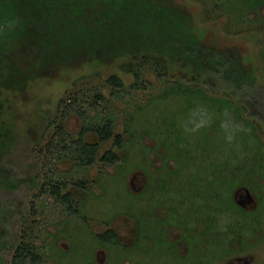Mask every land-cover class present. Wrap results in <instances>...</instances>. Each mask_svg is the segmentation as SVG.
I'll use <instances>...</instances> for the list:
<instances>
[{
    "label": "rangeland",
    "instance_id": "1",
    "mask_svg": "<svg viewBox=\"0 0 264 264\" xmlns=\"http://www.w3.org/2000/svg\"><path fill=\"white\" fill-rule=\"evenodd\" d=\"M176 1L191 9L210 39L248 51L255 47L264 65V33L258 43L253 41L254 30L264 29V0ZM205 2L207 21L200 17ZM5 35L0 12V37ZM115 68V63L83 66L87 78L63 100L61 110L69 114L61 122L76 137L82 118L72 110L80 109L75 95H83L80 89L89 98L102 94L98 101L87 99L84 107L90 115L115 118L116 132L125 140L116 165L97 162L85 168L54 149L61 140L55 125L41 133L52 111L47 107H53L52 116L57 113L71 88L66 80L51 85L53 106L43 95L28 101L27 92L7 106L6 114L14 111V117L1 134L0 264H10L24 242L41 256L26 264H107L121 249L96 237L108 229L128 245L136 239L151 241L135 264H230L232 259L231 264H264V127L255 124L253 131L230 100L217 110L203 95L182 91L179 84L188 85L177 76H159L153 65L142 68L140 86L112 89L101 75ZM33 114L37 128L24 132L25 119ZM87 139L97 136L89 133ZM177 146H184L181 165ZM112 147L113 140L106 141L100 154ZM220 158L229 163L217 168ZM82 179L87 190L77 186ZM57 182L74 193L77 211L51 193L49 186ZM170 240L188 245L190 253H176L175 244L167 245ZM243 248L248 255L241 253ZM239 255L249 260L234 259Z\"/></svg>",
    "mask_w": 264,
    "mask_h": 264
},
{
    "label": "trees",
    "instance_id": "2",
    "mask_svg": "<svg viewBox=\"0 0 264 264\" xmlns=\"http://www.w3.org/2000/svg\"><path fill=\"white\" fill-rule=\"evenodd\" d=\"M0 12L6 29V35L0 37V146L7 121L10 125L14 117V111L6 114L7 106L25 92L28 101L43 95L53 106L51 85H65L61 81L66 80L71 88L61 97L57 113L52 116L53 107H47V112L52 111L44 116L47 122L41 133L55 125L61 140L54 149L58 147L61 155L71 156L85 168L97 162L116 165L121 160L118 150L125 140L122 133L116 132L115 118L110 114L99 116L98 112L90 115L84 107L87 99L96 97L98 101L102 94L89 98L80 89L83 95H75L80 98V109L72 110L82 118L76 137L69 135L61 122L62 116L69 114L61 110L63 100L87 78L82 67L89 63L116 64L115 70L101 75L112 89L140 86L142 68L153 65L159 76H177L188 85L184 89L180 83L182 91L203 95L217 110L230 100L253 131L255 124L264 127V65L255 47L248 51L242 46L215 42L194 22L191 9L176 0H0ZM200 17L210 19L207 3ZM262 33L264 29L254 30L255 43ZM25 120L24 132L37 128L34 114ZM89 133L96 134L97 140H88ZM111 139L114 147L100 154L101 145ZM53 143L50 139L47 145L51 147ZM177 148V163L181 165L184 146ZM216 163L219 168L229 160L220 158ZM63 184L52 183L51 193L77 211L74 193L64 191ZM77 186L87 190L88 183L82 179ZM96 237L105 242L120 240L113 229ZM28 258L36 262L41 256L34 245L24 242L15 249L10 264H26Z\"/></svg>",
    "mask_w": 264,
    "mask_h": 264
},
{
    "label": "flooded vegetation",
    "instance_id": "3",
    "mask_svg": "<svg viewBox=\"0 0 264 264\" xmlns=\"http://www.w3.org/2000/svg\"><path fill=\"white\" fill-rule=\"evenodd\" d=\"M117 233V232H116ZM169 240V239H168ZM143 242V240H138V239H136V240H134V243H133V245H128V244H126L125 242H123L121 239L119 240V241H116V240H114V241H110V242H105V243H111L110 245H109V247H117L118 245H121L122 247H124V251H123V254H127V250H131V249H134V248H136L138 245L139 246H141L142 247V251L143 252H145L144 251V249H143V247L145 246V245H148L149 243H151V241H147L146 243H142ZM175 241H172V240H170V241H168L167 242V245H168V247L170 248L171 246H172V244H175L174 243ZM180 243H181V241H180ZM102 245L104 244V243H101ZM100 244V245H101ZM177 247L175 248V250H176V253H178V252H180L179 254H182V253H184V254H189L190 253V247L187 245L186 247L184 246V244H179V243H176L175 244ZM104 246V245H103ZM165 246V245H164ZM182 246H183V248H184V251H183V249H182ZM105 247H108V245H106ZM182 250V251H181ZM244 249L242 250V254L244 253ZM131 252V251H130ZM146 253H148V252H146ZM244 255H248V254H245L244 253ZM240 256V257H239ZM239 256H237V257H234V259H241V257H244L247 261L249 260V256H241V255H239ZM140 257H141V255H140ZM239 257V258H238ZM113 259H114V256L113 257H111V255L109 256V264H111V262H112V264H113ZM233 262V259H232V261L230 262V264Z\"/></svg>",
    "mask_w": 264,
    "mask_h": 264
},
{
    "label": "crops",
    "instance_id": "4",
    "mask_svg": "<svg viewBox=\"0 0 264 264\" xmlns=\"http://www.w3.org/2000/svg\"><path fill=\"white\" fill-rule=\"evenodd\" d=\"M144 247L149 248L147 245H145ZM116 248L119 249L118 246ZM118 251L123 254L124 247L121 246V249H119ZM130 251H132V250H127V254H123L122 260H121V257L119 255V252H115L113 255L114 256L113 264H135V262L138 261L136 258L137 257L136 255H138V258H140V255H141V257H143V256H145V254H147L146 252H143V251H136V250L132 251V252H130ZM107 264H109V262H107ZM111 264H112V262H111Z\"/></svg>",
    "mask_w": 264,
    "mask_h": 264
},
{
    "label": "clouds",
    "instance_id": "5",
    "mask_svg": "<svg viewBox=\"0 0 264 264\" xmlns=\"http://www.w3.org/2000/svg\"><path fill=\"white\" fill-rule=\"evenodd\" d=\"M228 139H229V140H231V139H232V137H231V136H229V137H228Z\"/></svg>",
    "mask_w": 264,
    "mask_h": 264
}]
</instances>
